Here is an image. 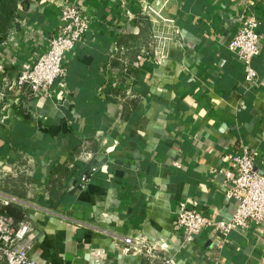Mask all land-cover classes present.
Wrapping results in <instances>:
<instances>
[{"label": "crops", "instance_id": "1", "mask_svg": "<svg viewBox=\"0 0 264 264\" xmlns=\"http://www.w3.org/2000/svg\"><path fill=\"white\" fill-rule=\"evenodd\" d=\"M16 1L0 42V188L20 203L1 209L29 221V257L264 264V222L232 231L220 245L211 227L185 243L173 225L180 204L194 202L213 220L230 218L229 155L247 148L264 172V0H171L166 13L179 34L163 58L138 0H69L90 27L64 54L65 78L39 97L20 91L16 76L46 49L62 0ZM243 12L261 22L253 84L227 49ZM124 237L136 250L123 249Z\"/></svg>", "mask_w": 264, "mask_h": 264}, {"label": "built area", "instance_id": "2", "mask_svg": "<svg viewBox=\"0 0 264 264\" xmlns=\"http://www.w3.org/2000/svg\"><path fill=\"white\" fill-rule=\"evenodd\" d=\"M171 0H138L141 14L152 23L151 34L155 53L164 57L169 44L177 34L175 19L166 13ZM59 25L56 31L47 39V47L40 52L34 61L21 69L16 76V85L32 97L48 93L51 86L61 82L66 75L63 65L64 54L72 50L89 30L90 18L83 10L62 0L58 14ZM238 29L229 40L227 49L241 62L245 80L253 84L258 76L253 66V59L260 54L262 35L259 32L260 20L251 13L243 12L238 17ZM235 166L225 172L226 181L230 187L226 192L236 206L229 219L213 220L196 209V202L191 206L180 204L175 218L174 228L184 236V242H192L201 231L213 228L216 244L223 243L228 235L237 229L245 228L250 222H264V172L255 169V155L247 148H242L239 154L229 155ZM96 171L92 168L90 175ZM0 167V184L5 174ZM84 185L89 181L87 173L80 176ZM20 203V199L0 188V260L6 264H36L28 255V246L24 241L31 232V225L26 219H16L1 208ZM124 250H136L135 242L130 237L122 239ZM147 257H154L152 247L145 250ZM166 260L164 263H167Z\"/></svg>", "mask_w": 264, "mask_h": 264}, {"label": "trees", "instance_id": "3", "mask_svg": "<svg viewBox=\"0 0 264 264\" xmlns=\"http://www.w3.org/2000/svg\"><path fill=\"white\" fill-rule=\"evenodd\" d=\"M16 0H0V42L6 39L12 27L15 16ZM8 193V192H7ZM13 194V193H10ZM14 195V194H13ZM12 214L10 210L5 211Z\"/></svg>", "mask_w": 264, "mask_h": 264}]
</instances>
